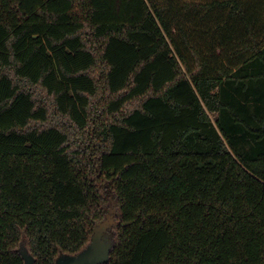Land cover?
Segmentation results:
<instances>
[{"label": "trees", "instance_id": "1", "mask_svg": "<svg viewBox=\"0 0 264 264\" xmlns=\"http://www.w3.org/2000/svg\"><path fill=\"white\" fill-rule=\"evenodd\" d=\"M264 264V0H0V264Z\"/></svg>", "mask_w": 264, "mask_h": 264}, {"label": "water", "instance_id": "2", "mask_svg": "<svg viewBox=\"0 0 264 264\" xmlns=\"http://www.w3.org/2000/svg\"><path fill=\"white\" fill-rule=\"evenodd\" d=\"M115 221L109 216L99 222L94 229L90 244L78 254H64L59 256L57 264H103L109 260L112 246L111 238L104 235ZM22 256L26 264H34L33 256L23 247Z\"/></svg>", "mask_w": 264, "mask_h": 264}, {"label": "rangeland", "instance_id": "3", "mask_svg": "<svg viewBox=\"0 0 264 264\" xmlns=\"http://www.w3.org/2000/svg\"><path fill=\"white\" fill-rule=\"evenodd\" d=\"M105 238H106V239L111 238L110 235H109V233H107V235H106Z\"/></svg>", "mask_w": 264, "mask_h": 264}, {"label": "flooded vegetation", "instance_id": "4", "mask_svg": "<svg viewBox=\"0 0 264 264\" xmlns=\"http://www.w3.org/2000/svg\"><path fill=\"white\" fill-rule=\"evenodd\" d=\"M104 235H107V232Z\"/></svg>", "mask_w": 264, "mask_h": 264}]
</instances>
